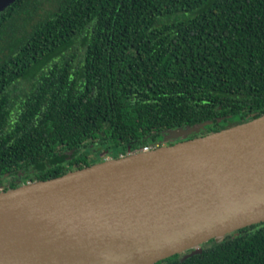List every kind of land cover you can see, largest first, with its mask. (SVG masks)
Masks as SVG:
<instances>
[{"label": "trees", "instance_id": "trees-1", "mask_svg": "<svg viewBox=\"0 0 264 264\" xmlns=\"http://www.w3.org/2000/svg\"><path fill=\"white\" fill-rule=\"evenodd\" d=\"M263 114L264 0L0 12V191L160 146L170 129L205 123L184 140ZM201 247L153 264H264V222Z\"/></svg>", "mask_w": 264, "mask_h": 264}, {"label": "water", "instance_id": "water-1", "mask_svg": "<svg viewBox=\"0 0 264 264\" xmlns=\"http://www.w3.org/2000/svg\"><path fill=\"white\" fill-rule=\"evenodd\" d=\"M260 222L264 114L0 191V264H153Z\"/></svg>", "mask_w": 264, "mask_h": 264}, {"label": "flooded vegetation", "instance_id": "flooded-vegetation-1", "mask_svg": "<svg viewBox=\"0 0 264 264\" xmlns=\"http://www.w3.org/2000/svg\"><path fill=\"white\" fill-rule=\"evenodd\" d=\"M165 138H166V137H165ZM180 140H181L180 138L164 140V141H161V144H172V143L178 142V141H180ZM149 145L153 146L152 144H149ZM96 150H97V149H94V152H95Z\"/></svg>", "mask_w": 264, "mask_h": 264}, {"label": "built area", "instance_id": "built-area-1", "mask_svg": "<svg viewBox=\"0 0 264 264\" xmlns=\"http://www.w3.org/2000/svg\"><path fill=\"white\" fill-rule=\"evenodd\" d=\"M152 147L153 146L148 144V145H145L142 150L147 151V150H150Z\"/></svg>", "mask_w": 264, "mask_h": 264}]
</instances>
